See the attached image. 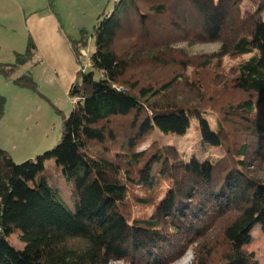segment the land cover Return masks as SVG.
<instances>
[{
  "label": "trees",
  "instance_id": "16d2710c",
  "mask_svg": "<svg viewBox=\"0 0 264 264\" xmlns=\"http://www.w3.org/2000/svg\"><path fill=\"white\" fill-rule=\"evenodd\" d=\"M141 1L119 0L97 20L90 71L70 87L75 103L56 147L21 164L0 150V264H170L192 245L200 247L192 264H251L244 247L256 227L264 235V0H163L146 9ZM167 11L170 25L156 24ZM164 29L182 41L218 42V61L239 60L216 84L240 99L222 106L192 85L196 99L171 102L181 76L156 87L141 81V67L174 61L172 45L154 40ZM33 54L29 43L0 75L10 78ZM13 83L33 85L28 75ZM192 121L201 144L221 156L186 160L160 144L139 151L155 133L185 136ZM50 160L69 203L44 170ZM16 232L22 249L9 242Z\"/></svg>",
  "mask_w": 264,
  "mask_h": 264
},
{
  "label": "rangeland",
  "instance_id": "374dc122",
  "mask_svg": "<svg viewBox=\"0 0 264 264\" xmlns=\"http://www.w3.org/2000/svg\"><path fill=\"white\" fill-rule=\"evenodd\" d=\"M36 1L0 0V64H17L16 56L24 54L29 43L34 46V54L29 61L16 68L15 74L10 78L0 75V100L3 103L0 150L7 152L16 164L35 161L58 144L62 121L69 116L75 103L69 96L70 87L79 79L80 71H90L89 58L95 51L93 29L97 20L102 15L110 14L119 0H50L53 10L50 9L48 0ZM152 2L166 4L163 0H142L140 4L146 9ZM33 4L36 8H32ZM169 6L167 4L168 8ZM155 20L156 24L170 25L172 14L167 11ZM153 32L157 34L154 40L160 39V44L172 45L167 54H171L169 59L172 61L171 58H174V61L170 63L167 59L161 66L141 67L136 73L141 81L156 87L167 83L176 75L181 76L166 96L171 102L196 99L199 92L192 85L206 89L207 94H203L205 98L214 96L222 106L240 99V92L216 84L230 78L240 62L229 57L216 60L213 56L218 53V42L195 43L190 39L182 41L175 32L170 35L168 29ZM127 36L125 33L120 36L119 50L126 48ZM75 48L79 54L75 53ZM131 53L134 54V51ZM76 56L79 57L80 64ZM24 75L31 77V87L13 83L15 78ZM207 116L215 126L216 117L210 113ZM153 144L173 148L186 160L216 159L222 154L219 148L201 144L197 121H192L183 137L159 133L148 136L139 151L146 150ZM44 170L49 175L50 182L60 189L65 202L69 203L70 194L61 170L57 169L53 160L45 163ZM149 212L138 210L135 215L146 217ZM214 232L216 231H211L210 234ZM18 236L17 232L14 233L9 242L16 249H22ZM251 236L244 249L251 256V264H264V235L260 227L253 229ZM195 248V245L188 247L179 259L170 264L194 263L200 253V247Z\"/></svg>",
  "mask_w": 264,
  "mask_h": 264
},
{
  "label": "crops",
  "instance_id": "0c3cea01",
  "mask_svg": "<svg viewBox=\"0 0 264 264\" xmlns=\"http://www.w3.org/2000/svg\"><path fill=\"white\" fill-rule=\"evenodd\" d=\"M48 1H49L48 5H49L50 9L53 10V7H52V5H51V3H50V0H48ZM37 2H38V0L36 1V3H37ZM50 5H51V6H50ZM32 8H36V7H35V4H33Z\"/></svg>",
  "mask_w": 264,
  "mask_h": 264
}]
</instances>
